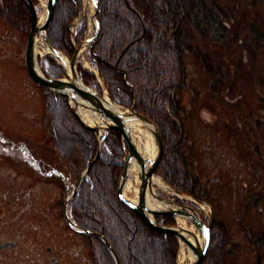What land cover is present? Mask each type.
Returning a JSON list of instances; mask_svg holds the SVG:
<instances>
[{"label":"trees","instance_id":"1","mask_svg":"<svg viewBox=\"0 0 264 264\" xmlns=\"http://www.w3.org/2000/svg\"><path fill=\"white\" fill-rule=\"evenodd\" d=\"M2 1L5 12L27 33L26 1ZM246 1L264 7V0ZM80 6V0H57L45 28L49 44L69 57L73 54L74 38L79 44L85 36L84 19L74 34L70 31ZM224 16L227 13L214 0H98L97 35L88 46L86 58L104 80L116 103L124 108L133 105L160 130L164 150L157 172L167 184L183 195L208 203L213 201L193 173L185 151L181 115L186 111L184 98L186 100L189 86L184 57L186 52L191 54L210 76L212 94L222 92L225 87L222 59L203 53L196 41L209 38L227 48L230 37L237 38L243 31L230 30ZM243 29L249 32L250 42L242 44L240 41L241 58L238 56L236 68L242 66L244 53L253 61L255 56L251 52L255 55V49L263 44L260 39H264L262 25L244 24ZM42 66L53 77L65 74L64 68L51 57H46ZM78 73L87 86L97 92L100 90L94 72L80 66ZM257 85L264 88V80ZM42 88L45 122L52 134L54 152L71 171L70 162L75 157L78 161L75 173L79 175L95 156V134L78 122L66 96ZM101 139L99 155L70 201L71 212L78 215L81 226L103 235L120 264H175L176 237L153 231L117 195V182L124 165L121 133L109 130ZM154 218L161 225L175 224L171 216L158 214ZM92 237L94 263L115 264L105 244ZM230 244L229 227L215 217L202 264H221V259L229 253ZM257 264H262L260 258Z\"/></svg>","mask_w":264,"mask_h":264},{"label":"flooded vegetation","instance_id":"2","mask_svg":"<svg viewBox=\"0 0 264 264\" xmlns=\"http://www.w3.org/2000/svg\"><path fill=\"white\" fill-rule=\"evenodd\" d=\"M24 33L16 26L13 16L5 12L0 0V264H95L92 236L96 231L81 226L78 215L70 210L74 184L69 178L77 171L78 161L73 157L72 171L67 164L63 167L62 157L55 154L53 146L51 149L46 146L45 119L39 113L25 112L16 93L25 84L42 86L27 71L25 47L23 49L22 42L17 41ZM28 34L29 31L27 37ZM211 84L209 81V91ZM185 95L191 97L189 101L194 100L187 103L186 110L193 109L205 127H214V131L221 128L228 141L225 147L215 145L217 150L202 144L212 163L205 161L208 171L201 176L191 163L194 153L190 147H185L200 183L206 187L221 185L223 180L239 181L264 192V97L254 99L259 101L255 108L249 107V110L254 108V112L233 118L235 121L231 124L214 114L215 107L210 102L198 105L196 96L194 104L195 94L187 91ZM47 184L54 186V193H48ZM62 185L66 193L60 198ZM257 190L249 193L245 207ZM240 221L250 239H264L263 232L253 236L242 215Z\"/></svg>","mask_w":264,"mask_h":264},{"label":"rangeland","instance_id":"3","mask_svg":"<svg viewBox=\"0 0 264 264\" xmlns=\"http://www.w3.org/2000/svg\"><path fill=\"white\" fill-rule=\"evenodd\" d=\"M46 1L47 0H36L35 5L38 15L42 14L44 8L46 11ZM80 2H81V6L79 7L78 15L77 17L74 18L70 31L71 33H74L77 30L80 21L84 19L86 23V31H85L84 39H87L93 37V35L95 34L94 32L95 28L92 25V15L95 14L94 21L96 23L97 11L95 12V6L94 8L92 7L91 1L80 0ZM214 2L221 10L227 13V16H224L226 17L224 19L228 25V28L233 32L234 31L237 32L239 29H241L243 33L237 38L230 37V45L227 48L222 44L213 42L209 38H199L196 41V45L203 53L209 55L213 59H217V60L218 58L222 59L224 64L222 65V67L225 71V78H224L225 87L223 88L222 92L213 95L209 91V81H211L212 79L210 78V76L207 75V73H205L201 65L197 63L195 57H193L191 54L186 52L184 61H185L187 77H188V86H189L188 92L191 93V95L195 94L194 104H196V96L198 99L197 100L198 105H200V103L202 104L203 101L207 103L210 102V104L214 105L215 107L214 114L217 115L218 118H220L221 120L232 124L233 118H242L248 112H254V108H255L254 106L256 105L257 102L254 99L259 100L261 96L264 97V88H261L259 85H257L258 82L264 80V39L263 40L260 39V41H263V44H261V46L255 49L256 50L255 55L254 52H251V54L255 56L253 61L249 59L248 53L247 54L244 53V62H242V66L240 67L238 66L237 68L235 66L236 63L238 62V56L239 59L241 58V51L239 48L241 44L240 41L241 40L243 41L242 44L250 42L249 32L243 29L244 24H253L255 26L262 25L264 27V18H263L264 7L257 4L251 5L246 0H227V1L214 0ZM41 36L42 35H38L36 41V45H37L36 49L37 48L40 49ZM26 39H27L26 32L24 33V35H19L18 40L16 39L17 41L22 42L23 49L25 47ZM90 44L91 42H87L82 45L79 55V63H77L76 66L77 72H78V67L80 66L83 69L90 72H92L91 70H94L93 67L90 65L89 61L86 59L87 49ZM246 46L247 45H245V47ZM45 55L43 56L38 55L39 64L41 66L43 65L45 58L49 57L47 56V54ZM24 57H25V53H24ZM23 67H24V59H23ZM213 68L215 69V66ZM41 87L42 86L37 85L36 83L29 84V87L27 84H25L24 88H21L20 91H17L16 93H18L19 95L18 97L21 98V101L24 104L23 110L25 112L30 114L39 113L41 117L43 116V118L45 119L44 89ZM88 87H90L94 92H96L100 96H102L104 93L106 94L104 86L101 83H100V90H98V92L95 91L93 87L91 86ZM186 97L187 98H186V102L184 103V106H186L187 103L192 101V100L189 101V99L191 98L190 96H186ZM68 102L71 109H73L69 100ZM247 103L249 104V106L246 105ZM116 104L121 109L122 112L124 113L128 112L127 108L122 107L118 103ZM250 106L254 108L249 110ZM81 110L85 111L87 109L82 108ZM72 111L74 113V110ZM95 113L97 114L99 120L97 119V121L94 120L92 123H88V122L86 123L92 126L95 124L103 125L104 123L100 118V115L97 112ZM182 125L187 138L186 146L190 147V151L194 153L193 157L190 156L192 166L196 168L197 175L200 176L205 175L206 172L208 171V166H207L208 161H210L211 163L212 161L211 159H207V152L204 149V146L205 145L211 146L215 148V150H217L215 145L221 144V146L225 147L228 141L224 136V134L221 133L223 132V130L219 128L220 131H214L213 130L214 127L211 128L209 126L205 127L202 121L199 118H197V116L193 112V109L190 112L188 110L184 111ZM142 127L145 128L143 125ZM46 130H47L46 146L49 149L50 146H53L52 134L50 133L47 126H46ZM158 131L160 133V136H162L159 129ZM92 132L95 134L97 147L99 142V152H100V144L102 140L101 138L107 131L99 129L98 137L96 136V133L94 131ZM204 140H207V142L204 143ZM154 144H155V140H154ZM162 144H163V140H162ZM202 144L204 146H202ZM53 151H54V147H53ZM98 155L96 150L93 160L87 166L89 167L88 170L90 169L91 165L96 161ZM238 160L241 159L239 158ZM205 161H207V164H205ZM63 164H64L63 167H65L64 162ZM137 167L139 166L137 165ZM157 169H158V165L154 175L162 179V181L170 188L169 192H166L161 188H159L158 186H156V193L159 197L163 198L167 203L169 202L171 206H173L172 204H176V205L181 204V205L189 206L190 208L193 209L195 215L206 224L210 220L211 209L213 211L215 209L214 216L216 217V219L220 222L225 223L229 227L232 235V244L228 246L227 250L229 253L221 259L222 261L221 264H257V258H260L262 264H264V239L262 240L259 239L257 241L250 239L245 233L244 227L242 226V223L240 221L242 215V219L244 220V223L247 226L251 227L250 230L253 236H255V234H257L258 232H263L264 234V198H263L264 192L263 191L257 190L258 188L257 186L256 188H254L253 185H248V184L245 185L239 181L234 183L232 182L229 183L223 180V184L221 185L209 184L206 186L207 195L210 201H213L211 202L212 204L210 202L208 203L204 201H203L204 204L202 203L191 204V202H189L188 199L186 200L183 195L175 193L174 189L169 184H167V182L157 172ZM83 170L81 171V173H83ZM81 173L79 175L77 173H74L69 178V181H71L70 183L74 184L73 186H75L76 181H78ZM87 173L88 171L86 172V174H84V177L87 175ZM140 181H141V174L140 172H138V182H137L138 187ZM53 187L54 186L52 185L50 186L49 184H47L46 190L48 191V193H54L55 189ZM60 187L62 191V195H60V198H62L63 195L66 193V190L65 192H63L64 190L63 185ZM255 189L257 190L254 191L256 195L248 200L249 202L245 207V201L247 199V196L252 190ZM77 190L78 188L74 190L73 187L70 194L73 196ZM178 201H183V202H178ZM171 217H173L175 221V224H173L172 226L183 225L184 227H186V229L192 227L195 232L203 236L202 232L198 231L195 225H193V223L189 221L187 218H184L179 215L171 216ZM178 222L181 224H179ZM95 237L97 236L95 235ZM176 239L178 241V248L175 257V264H183V262L178 261L180 256L181 242L183 241L179 240L177 237ZM190 251L191 250L185 244L186 254L188 255ZM186 263H188L187 260H185L184 264Z\"/></svg>","mask_w":264,"mask_h":264},{"label":"water","instance_id":"4","mask_svg":"<svg viewBox=\"0 0 264 264\" xmlns=\"http://www.w3.org/2000/svg\"><path fill=\"white\" fill-rule=\"evenodd\" d=\"M94 2L95 6V12L97 11L98 2L97 0H92ZM29 13H30V30L27 37L26 45H25V65L27 68L28 73L30 76L39 84L42 86H45L47 89L57 92L60 94H63L68 98L72 105V110H74V114L78 121L88 130H92L96 133V136L98 137L99 129L109 131V130H117L121 133L123 143L126 146V153L124 155V168L123 171L118 179L117 182V195L119 199L127 206L129 207L135 214H137L145 223L156 233L159 234H172L175 237H177L179 240L183 241L187 247L192 251L193 254V260L190 261L188 264H202L203 259L205 257L208 245L210 243V229L215 222V216L214 211L211 209V216L209 222L206 224L201 219H199L192 208L186 205H176L168 204L163 198H158L161 200V202L167 203L165 207L163 208H154L147 205L146 202V191L149 186H151V178L155 173V170L157 168V165L161 159L162 152H163V144L161 140L160 133L157 129V126L149 120L147 117H145L143 114L138 113L134 106L131 105L129 108H127L126 113L124 112H113L109 108H107L100 99L102 96L94 92L90 87H88L80 78L76 66L77 63H79V55L82 48V45L87 42L93 41V39L97 35V28L96 23L94 21L95 14L92 15V25L95 28V34L91 38L84 39L79 45L76 44V40L74 38L73 40V54L71 57H68L64 53L56 50L53 48L47 41L45 36V28L48 25L53 9L56 4V0H47L46 1V11L45 15L42 19H40V15L37 14L36 6L34 4V0H26ZM41 20V21H40ZM38 35H43L45 42L48 46V48L55 54H63L65 55L69 60V65L71 69V78L69 77V74L67 72L66 67L59 63L54 57H52L59 65H61L64 70L65 74L63 77L56 78L51 75H49L43 67L39 64L38 54L36 53V41L38 38ZM96 75L100 81V83L104 86L106 95L108 96L109 100L113 103H115L109 93V89L104 82V80L100 77V75L96 72ZM66 78L69 81L65 82L63 79ZM116 104V103H115ZM87 109L97 112L100 115V118L103 121V125L95 124L90 125L86 123V121L82 120V118L79 116L78 111L79 109ZM135 119L137 122H139L141 125H143L146 129H148L152 135L154 136L155 144H156V154L153 159H147L145 156L140 153L128 133V128L126 126V119L129 118ZM99 152V142L97 147V155ZM133 162L136 163L139 166V172L141 174V181L138 187V200L136 202H132L129 198H127L124 195V187L129 177V171L131 169V166L133 165ZM146 162H148V166L145 167ZM88 168H85L83 170V173H81L78 181L76 182L74 186V190L78 188L80 185L82 179L84 178V174L88 171ZM175 193L181 194L180 192L174 190ZM73 194V192H72ZM183 195V194H181ZM185 199H188L194 203L198 204H204L203 201L196 200L192 197L185 196ZM211 208V207H210ZM165 215V216H182L184 218H187L189 221L195 225V227L198 229V231L202 232L203 234V241L202 243H199L197 240L195 242H191L189 237L195 236V233L190 231L189 229L183 228L178 225H161L158 224L154 218L155 215ZM95 235L99 237L105 245L110 250L113 259L116 264H120L119 260L116 257V254L114 253L111 245L106 241V239L99 234Z\"/></svg>","mask_w":264,"mask_h":264},{"label":"bare ground","instance_id":"5","mask_svg":"<svg viewBox=\"0 0 264 264\" xmlns=\"http://www.w3.org/2000/svg\"><path fill=\"white\" fill-rule=\"evenodd\" d=\"M89 1H91L92 7L94 8V2L92 0H89ZM44 14H45V8H44L42 14H40V19H42L44 17ZM36 53L39 56H43L45 54H47V56L48 55L53 56L59 63L63 64L66 67L67 72L69 74V77L71 78L72 74H71V69H70L68 58L63 54L53 53L48 48L43 35L41 36L40 49L37 48ZM63 80L65 82L69 81L66 78H64ZM100 101L107 108H109L111 111L122 112L121 109L117 106V104H115L109 100L108 96L105 93L102 95V98L100 99ZM78 114L80 115V117H82V119H84L88 123H92L94 120L97 121V119L99 120L95 111H92V110L83 111L80 108L78 111ZM125 123H126V126L128 128V133L130 134V136L132 137V139H134V141L136 143V147H137L138 151L140 153H142V155L145 156V158L153 159L155 154H156V147L154 144L153 136L150 133V131L143 128L139 122H137L135 119H132L131 117L129 119H126ZM148 164L149 163L146 162L145 167H147ZM138 172H139V167H137V164L133 162V165L131 166V169L129 171V177H128V180L125 184L124 192H123L124 195L127 198H129L132 202H136L138 200V184H137ZM156 186H158L159 188H161L162 190H164L166 192H169V190H170V188L162 181V179H160L159 177L154 175L151 179V186H149L147 188V191H146V202H147V205L150 207L163 208V207H165V205L167 203L161 202V200L158 198V195L156 193ZM168 204H169V202H168ZM179 224H181V223H179ZM180 226L183 228H186L183 225H180ZM187 229H189L190 231L195 233L194 237L193 236L189 237L191 242L194 243L195 240H197L199 243H202V241H203L202 235L195 232L192 227H189ZM185 260H187L188 263L190 261H192L193 260V254L190 251L189 254L187 255L185 252V244L183 242H181L180 256H179L178 261L183 262V264H184ZM188 263H186V264H188Z\"/></svg>","mask_w":264,"mask_h":264}]
</instances>
